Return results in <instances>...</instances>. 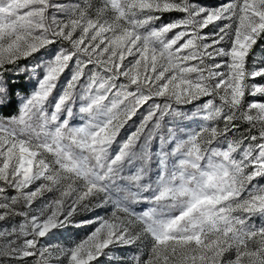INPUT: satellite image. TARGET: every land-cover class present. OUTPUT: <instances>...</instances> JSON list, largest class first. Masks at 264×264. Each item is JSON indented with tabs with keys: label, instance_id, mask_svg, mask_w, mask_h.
Returning a JSON list of instances; mask_svg holds the SVG:
<instances>
[{
	"label": "snow or ice",
	"instance_id": "1",
	"mask_svg": "<svg viewBox=\"0 0 264 264\" xmlns=\"http://www.w3.org/2000/svg\"><path fill=\"white\" fill-rule=\"evenodd\" d=\"M262 46L264 0H0V264H264Z\"/></svg>",
	"mask_w": 264,
	"mask_h": 264
},
{
	"label": "rangeland",
	"instance_id": "2",
	"mask_svg": "<svg viewBox=\"0 0 264 264\" xmlns=\"http://www.w3.org/2000/svg\"><path fill=\"white\" fill-rule=\"evenodd\" d=\"M204 3L206 4H215L218 2V0H203ZM166 19L165 21H167L170 16H168V14L165 15ZM144 110L141 109V112H143ZM139 116V113H138ZM137 120L138 122V118H134ZM187 122V121H186ZM132 130V129H130ZM104 213L102 212L101 215H103ZM85 229H72L69 232H64L62 234L58 233L57 236L55 238H53L50 241H47V243H50L53 246H67L70 244L71 241L79 239L81 237H83V235L85 234ZM131 256V252L128 249H123L120 252L117 253V257L118 259L120 257H123L125 259V261L128 260V258ZM31 260V258H29ZM34 264V262H33Z\"/></svg>",
	"mask_w": 264,
	"mask_h": 264
},
{
	"label": "trees",
	"instance_id": "3",
	"mask_svg": "<svg viewBox=\"0 0 264 264\" xmlns=\"http://www.w3.org/2000/svg\"><path fill=\"white\" fill-rule=\"evenodd\" d=\"M165 19H166V16H165ZM261 54H264V46H262V49H258V51H257V55L258 56L261 55Z\"/></svg>",
	"mask_w": 264,
	"mask_h": 264
}]
</instances>
